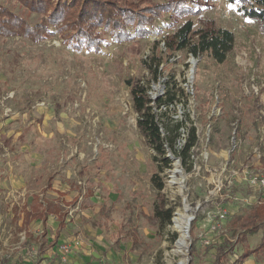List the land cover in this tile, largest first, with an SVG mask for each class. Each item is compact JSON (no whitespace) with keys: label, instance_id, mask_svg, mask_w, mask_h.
<instances>
[{"label":"rangeland","instance_id":"rangeland-1","mask_svg":"<svg viewBox=\"0 0 264 264\" xmlns=\"http://www.w3.org/2000/svg\"><path fill=\"white\" fill-rule=\"evenodd\" d=\"M118 1L143 7L170 0ZM183 1L187 9L201 11H166L144 34L129 25L133 39L123 41L101 27L99 51L76 50L59 32L41 42L0 35L2 264H18L19 257L28 264H178L182 259L213 264L216 245L224 237L235 244V255L225 264H264V248L244 263L237 261L264 237L263 230L246 239L240 234L243 217L259 205L257 200L264 201V191L245 179L258 171L253 149L262 144L264 152L259 117L264 89L245 93L253 73L264 83V31L259 22L239 13L240 0ZM0 3L31 24L41 20L17 0ZM188 19L196 28L216 25L238 32L240 41L235 34L234 49L224 63L207 53L172 54L167 49L165 39ZM139 83L155 101L163 135L180 133L176 152L167 147L172 166L159 174L165 183L161 191L152 183L160 162L137 125L139 114L133 107L131 88ZM167 86L177 98L160 105L157 100ZM236 119L243 144L230 153ZM192 127L198 142L184 162L180 152ZM34 196L60 203L65 227L59 237L60 223L53 215L45 232L41 221L29 225L31 236L22 230L24 211ZM184 204L193 220L189 249L179 255L173 249L181 233L173 218L161 226L155 207H173L174 217ZM174 232L178 236L172 240ZM49 243L54 244L43 255L39 246Z\"/></svg>","mask_w":264,"mask_h":264},{"label":"trees","instance_id":"trees-1","mask_svg":"<svg viewBox=\"0 0 264 264\" xmlns=\"http://www.w3.org/2000/svg\"><path fill=\"white\" fill-rule=\"evenodd\" d=\"M31 12L41 15L40 22L31 24L27 19L12 11L6 5L0 3V35L5 36H22L30 38L35 42H41L60 33L63 40L76 50L83 47H94L100 50L101 42L98 37V30L104 27L115 35L118 41L124 39H133L128 31L129 25H137L140 34L149 33L148 25L153 24L156 18H161L164 12L178 11L185 13L200 12V9L193 11L187 9L183 0H170L167 3H159L155 5H146L140 7L137 2L123 3L118 0H17ZM231 4H235L237 0H229ZM241 5L238 7L239 13L245 18H250L260 23L261 29L264 31V0H240ZM53 27L54 29H51ZM138 34V33H137ZM235 33L232 29L222 26L210 25L204 28H196L195 21L188 19L175 29L172 35L165 39L167 49L173 54L177 51H186L188 54L199 56L209 54L218 63H224L229 53L235 46ZM158 74L155 70L154 78L157 79ZM133 107L139 114L137 125L144 135L147 144L156 151L154 155L158 163V172L152 176V183L159 191L163 190L165 183L160 177V173L167 167L172 166V160L167 156V147L169 146L176 152V142L180 133L178 130L169 137H165L161 130V125L157 120L153 105L155 101L150 97L148 89L143 84H137L131 88ZM176 91H172L167 86V90L157 102L161 105L171 103L176 100ZM198 135L195 127L189 131L183 149L180 155L185 162L190 158L191 149L196 146ZM191 166L188 167V170ZM173 207L161 209L158 205L155 207V214L159 217L161 226L172 223ZM54 214L60 219L57 236L65 227L64 214L61 205L55 200L41 199L34 196V202L30 209L24 213L22 230L31 236L28 226L34 219L42 220L44 226L48 220V216ZM239 219L241 217H238ZM243 227L240 234L243 239L247 238V234L263 230L264 232V202L255 205L243 217ZM194 225H192V228ZM178 234L174 232L171 239L175 240ZM29 241V240H28ZM27 241V242H28ZM230 238H224L219 241L215 260L213 264H225V261L235 255V244ZM29 245V242L27 243ZM53 243L40 246L41 253L46 252ZM207 248H212L208 246ZM264 248V237L261 244L256 249H245L242 254L237 257V261L244 263L251 254ZM0 264L2 262L0 261ZM18 264H28L25 260L18 261ZM163 264V263H159ZM189 264H195L193 259Z\"/></svg>","mask_w":264,"mask_h":264},{"label":"built area","instance_id":"built-area-1","mask_svg":"<svg viewBox=\"0 0 264 264\" xmlns=\"http://www.w3.org/2000/svg\"><path fill=\"white\" fill-rule=\"evenodd\" d=\"M255 50L256 53L258 55H260L261 53V48L259 46H255ZM255 76H257L255 73H253L252 77H251V81H250V87H245V93L247 94V96L254 94H259L261 89H264V83L263 82H258L255 80ZM260 119L261 121L263 120V127H264V110L261 109L260 110ZM233 131L231 133V137H230V153H235L237 151L240 150V148L242 147L243 144V138L240 134V122L239 119H236L234 124H233ZM162 130V129H161ZM163 133V132H162ZM185 135V134H184ZM186 138H184V143L186 141ZM260 140L263 141L264 140V129L262 130V136L260 137ZM262 145V144H261ZM261 145H257L253 150H254V154L258 159V171L253 173V175H251L250 177L246 175L245 179L253 186L258 187L260 190L264 191V168H262L261 166H263L264 162V152L261 149ZM263 200H257L258 204L263 203ZM222 217H224V215H221ZM75 244L76 245H80L81 241L78 239H75Z\"/></svg>","mask_w":264,"mask_h":264},{"label":"bare ground","instance_id":"bare-ground-1","mask_svg":"<svg viewBox=\"0 0 264 264\" xmlns=\"http://www.w3.org/2000/svg\"><path fill=\"white\" fill-rule=\"evenodd\" d=\"M195 65V64H194ZM190 207L188 204H184L182 209H179L176 212V215L173 217L174 228L177 229L181 236L176 242V248L173 249V253L179 255H185L189 249L188 239L191 223L193 220V215L189 213ZM178 264H187L184 259L180 260Z\"/></svg>","mask_w":264,"mask_h":264},{"label":"crops","instance_id":"crops-1","mask_svg":"<svg viewBox=\"0 0 264 264\" xmlns=\"http://www.w3.org/2000/svg\"><path fill=\"white\" fill-rule=\"evenodd\" d=\"M233 30H234V32H235V34H236V39L240 41V38L238 37V32H237L235 29H233ZM238 38H239V39H238ZM51 200H53V199H51ZM59 204H60V203H59ZM31 205H32V204H31ZM31 205H30V207H31ZM28 209H30V208H28ZM28 209H25V211L28 210ZM25 211H24V213H25ZM50 215L56 216L57 219H58V216H57V215H54V214H50ZM50 215H49V216H50ZM49 216H48V218H49ZM64 217H65V215H64ZM23 220H24V215H23ZM58 220H59V223H60L61 220H60V219H58ZM33 221H41V222H42V220H40V219H34ZM33 221H32V222H33ZM32 222H31V223H32ZM64 222H65V221H64ZM31 223H30V224H31ZM47 223H48V220H47ZM47 223H46V226H47ZM42 224H43V222H42ZM43 227H44V230H43V231L45 232L46 229H45L44 224H43ZM28 228H29V226H28ZM58 228H59V226H58ZM57 230H58V229H57ZM62 230H63V229H62ZM24 231H25V230H24ZM28 231H29V229H28ZM25 233H26V232H25ZM60 233H61V232H60ZM60 233H59V235H60ZM57 237H59V236H57V233H56V238H57ZM224 238H225V237H224ZM49 244H50V243H49ZM53 244H54V243H53ZM45 245H48V244H45ZM45 245H40V246H45ZM40 246H39V247H40ZM86 247H87L88 249L85 250V251H88V250L90 249V246L87 245ZM50 248H51V246H50ZM50 248H49V249H50ZM49 249H48L47 251H49ZM47 251H46V252H47ZM46 252H45V253H46ZM45 253L42 252L43 255H45ZM101 253H102V252H101ZM95 254H98L99 257L102 256V255H99L98 252H95ZM109 254H112L110 250L108 251V254H107V255H109ZM100 258H101V257H100ZM19 260H20V257H19Z\"/></svg>","mask_w":264,"mask_h":264}]
</instances>
